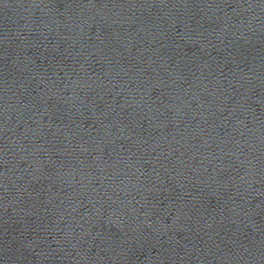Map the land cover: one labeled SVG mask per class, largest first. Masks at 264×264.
<instances>
[{
    "label": "water",
    "instance_id": "95a60500",
    "mask_svg": "<svg viewBox=\"0 0 264 264\" xmlns=\"http://www.w3.org/2000/svg\"><path fill=\"white\" fill-rule=\"evenodd\" d=\"M0 264H264V0H0Z\"/></svg>",
    "mask_w": 264,
    "mask_h": 264
}]
</instances>
